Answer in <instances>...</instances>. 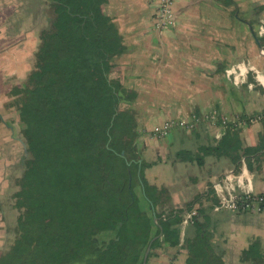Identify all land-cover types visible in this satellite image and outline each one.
Wrapping results in <instances>:
<instances>
[{"label": "crops", "instance_id": "crops-1", "mask_svg": "<svg viewBox=\"0 0 264 264\" xmlns=\"http://www.w3.org/2000/svg\"><path fill=\"white\" fill-rule=\"evenodd\" d=\"M16 1L22 14L0 21V255L17 217L12 196L24 157L17 110L6 102L32 67L45 24L32 48L27 42L28 59L23 38L8 37L30 29L33 17L46 20L43 0ZM260 2L173 0L175 23L163 30L155 29L152 0L102 4L122 38L112 75L136 94L135 144L145 179L160 193L156 211L178 218L177 243L152 248L146 264H264V210L225 205L229 196L264 195V47L252 34L260 32ZM237 64V74L225 75ZM167 121V133L155 136ZM192 208L195 220L183 223Z\"/></svg>", "mask_w": 264, "mask_h": 264}, {"label": "trees", "instance_id": "trees-1", "mask_svg": "<svg viewBox=\"0 0 264 264\" xmlns=\"http://www.w3.org/2000/svg\"><path fill=\"white\" fill-rule=\"evenodd\" d=\"M103 2L43 0L32 67L6 102L27 153L0 264H142L158 224L151 249L177 243L138 161L136 94L112 75L124 46Z\"/></svg>", "mask_w": 264, "mask_h": 264}, {"label": "built area", "instance_id": "built-area-1", "mask_svg": "<svg viewBox=\"0 0 264 264\" xmlns=\"http://www.w3.org/2000/svg\"><path fill=\"white\" fill-rule=\"evenodd\" d=\"M152 2L155 4L154 5L155 12L153 15V22H154L155 29L163 30V29L172 27L175 23L173 0H152ZM260 32L262 33V30H260ZM251 69L254 70L252 67ZM236 71L237 73L240 71V67L238 64L231 68L226 69L225 75L230 76L231 74H237L235 73ZM257 75L259 76L258 73ZM232 78L235 80V75H232ZM170 126H171L170 121L164 122L163 124L159 126H155L153 128V134L157 137L163 136L167 133ZM225 205L233 210H240V211L246 210L249 208H255L257 210H264V195H259L256 198V200H253L247 194L242 195V196H229L225 200ZM196 214H197V211L192 208L183 214L181 221L183 223L193 222L195 220Z\"/></svg>", "mask_w": 264, "mask_h": 264}, {"label": "rangeland", "instance_id": "rangeland-1", "mask_svg": "<svg viewBox=\"0 0 264 264\" xmlns=\"http://www.w3.org/2000/svg\"><path fill=\"white\" fill-rule=\"evenodd\" d=\"M8 1L9 0H3V2H4L3 6H2L3 9L1 8V10H0V21L1 22L2 21L4 22L5 19H7L8 17L13 16L14 13L21 12V14H22V10H23L22 3L23 2L19 3L18 1L15 0L16 3L14 5H9ZM260 3H261V5H260L261 18H260V27H259V29L262 30V33L261 32H259V34L256 33V36L257 37H259L258 35L261 36V39H258V40H259V43L261 45H263L264 44V0H261ZM234 16L236 18L239 17L237 15V13H234ZM26 22H28V20ZM46 23H47V21L43 20L39 16L38 17L36 16V18L33 17V22L30 25V29H26L24 32H23V30H21V31H19V33H15V34H18L15 37H13V35H10L8 37V43H12L14 41L20 40V38H23L21 48L24 49V54H27V55H25V58L28 59L27 57H30L28 43L30 45V48H32V45L35 42V36H36L35 34H36L37 29H39L40 26H42V25H44ZM27 26L28 27H25V28H29V24ZM33 26H34V28H33ZM27 66H28V60H26V63H25V67H27ZM256 76L258 77V75H256ZM142 96L146 97L148 95L144 94ZM137 113L140 114L141 112H137Z\"/></svg>", "mask_w": 264, "mask_h": 264}, {"label": "water", "instance_id": "water-1", "mask_svg": "<svg viewBox=\"0 0 264 264\" xmlns=\"http://www.w3.org/2000/svg\"><path fill=\"white\" fill-rule=\"evenodd\" d=\"M252 32H253V31H252ZM252 34H253L254 40L257 42V44H259L260 48L263 50V47H264V46L261 45V44L259 43L258 37H257L254 33H252ZM22 143H23V153H24V157H23V158H25L26 153H27V149H26V145H25L24 141H22ZM122 154H123V152H122ZM23 158H22V162H23ZM138 161H139V163H140V159H139ZM129 163H130V162L127 161V164H129ZM130 179H131V175L129 174V182H130ZM151 207H152V209H153V218H154V221L157 223V222H158V219H157V217H156V215H155L154 207L152 206V204H151ZM158 227H159V233H158L155 237H153V238L151 239V241L149 242V244L147 245V247H146V249H145V252H144V256H143V260H142V264H146L148 254H149L150 249H151V242H152L156 237H159V236L162 235V227H161V225L158 224Z\"/></svg>", "mask_w": 264, "mask_h": 264}, {"label": "bare ground", "instance_id": "bare-ground-1", "mask_svg": "<svg viewBox=\"0 0 264 264\" xmlns=\"http://www.w3.org/2000/svg\"><path fill=\"white\" fill-rule=\"evenodd\" d=\"M262 50V49H261Z\"/></svg>", "mask_w": 264, "mask_h": 264}]
</instances>
